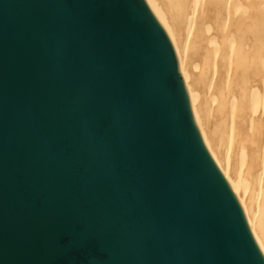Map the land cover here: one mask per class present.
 Returning a JSON list of instances; mask_svg holds the SVG:
<instances>
[{
    "label": "water",
    "instance_id": "1",
    "mask_svg": "<svg viewBox=\"0 0 264 264\" xmlns=\"http://www.w3.org/2000/svg\"><path fill=\"white\" fill-rule=\"evenodd\" d=\"M0 264H264L148 0H0Z\"/></svg>",
    "mask_w": 264,
    "mask_h": 264
},
{
    "label": "bare ground",
    "instance_id": "2",
    "mask_svg": "<svg viewBox=\"0 0 264 264\" xmlns=\"http://www.w3.org/2000/svg\"><path fill=\"white\" fill-rule=\"evenodd\" d=\"M203 139L264 251V0H148Z\"/></svg>",
    "mask_w": 264,
    "mask_h": 264
}]
</instances>
